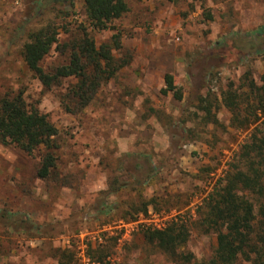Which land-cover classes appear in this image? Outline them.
I'll use <instances>...</instances> for the list:
<instances>
[{
    "label": "rangeland",
    "instance_id": "rangeland-1",
    "mask_svg": "<svg viewBox=\"0 0 264 264\" xmlns=\"http://www.w3.org/2000/svg\"><path fill=\"white\" fill-rule=\"evenodd\" d=\"M35 3L0 0V94L21 92L27 108L57 127V175L36 177L41 150L0 143V264H56L67 247L78 264H96L91 254L100 249V264H178L142 233L173 219L188 225L190 263L205 264L216 245L201 222L205 202L255 126L233 127L221 92L230 83L240 91L247 72L258 82L264 70V52L238 59L246 33L264 24V0H126L113 29L88 28L96 46H113L116 35L112 54L122 66L76 113L61 103L76 79L44 87L23 63L19 27L49 18L59 42L68 40L62 25L73 30L85 21L83 1L75 0L64 21L36 15ZM66 62L67 52L53 48L42 65ZM166 73L181 99L162 91ZM206 103L217 123L198 109ZM150 198L156 202L146 212L127 214ZM80 241L89 260L79 255Z\"/></svg>",
    "mask_w": 264,
    "mask_h": 264
},
{
    "label": "trees",
    "instance_id": "trees-1",
    "mask_svg": "<svg viewBox=\"0 0 264 264\" xmlns=\"http://www.w3.org/2000/svg\"><path fill=\"white\" fill-rule=\"evenodd\" d=\"M82 1L85 21L72 27L73 30L62 25L64 32H71L68 40L59 42L60 32L49 18L40 25L28 26L23 23L19 27L23 39L20 52L23 63L44 87L59 85L64 78L76 79L61 97L64 109L70 113H76L88 105L100 84L113 77L122 66L112 54V48L119 45L116 35L113 46L108 43L96 46L90 29H113L112 22L128 10L126 0ZM74 5L75 0H36L35 14L41 17L54 13L55 17L59 15L64 21L70 13L68 9H73ZM246 37L248 39L242 42L244 49L240 48L238 59L263 55L264 24L246 33ZM53 48L60 53L67 52V62L46 69L42 62ZM164 83V93L172 91L176 99L182 98L171 74L164 75ZM240 89L230 83L221 92V103L230 112L233 127L248 129L255 126L239 147L235 161L205 202L201 222L214 232L216 238V245L205 264H264V202L260 201V198H264V119H261L264 116V70L258 82L247 72ZM198 100L203 102L205 97L201 96ZM212 105L201 104L198 109L205 112L207 122L217 123V117L212 115ZM57 134V127L45 113L35 106L26 107L21 92L0 94V143L14 144L27 154L41 150L35 174L41 180L57 175ZM60 181L65 184L67 179ZM155 202L153 198L142 201L139 208L127 214L133 217L135 213L146 212L148 206ZM142 233L147 243L155 245L173 261L191 264L192 255L184 252L189 237L186 222L173 219L163 227L147 228ZM104 249L109 250V245L106 244ZM104 253L100 249L91 254L90 250L92 258L99 264L105 257ZM75 256L76 251L72 248L58 250L56 264H78Z\"/></svg>",
    "mask_w": 264,
    "mask_h": 264
},
{
    "label": "built area",
    "instance_id": "built-area-1",
    "mask_svg": "<svg viewBox=\"0 0 264 264\" xmlns=\"http://www.w3.org/2000/svg\"><path fill=\"white\" fill-rule=\"evenodd\" d=\"M165 226V225H164ZM146 227V226H145ZM157 227V226H156ZM160 227H163V226H159L157 228H160ZM146 228H155V227H152V226H148ZM99 241L102 243L103 240H101L100 238H98ZM78 249H80L78 252H79V255L81 256L82 259L84 260H89V256L87 254V251L85 252V249H87V246L86 244L83 242V241H80V244H78ZM77 252V253H78ZM98 264V263H96Z\"/></svg>",
    "mask_w": 264,
    "mask_h": 264
}]
</instances>
